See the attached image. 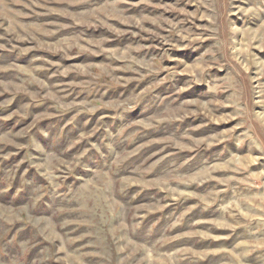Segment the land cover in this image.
I'll return each mask as SVG.
<instances>
[{"label": "rangeland", "instance_id": "rangeland-1", "mask_svg": "<svg viewBox=\"0 0 264 264\" xmlns=\"http://www.w3.org/2000/svg\"><path fill=\"white\" fill-rule=\"evenodd\" d=\"M0 264H264V0H0Z\"/></svg>", "mask_w": 264, "mask_h": 264}]
</instances>
